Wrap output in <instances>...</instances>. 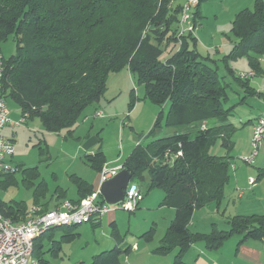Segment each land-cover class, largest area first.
<instances>
[{
    "label": "trees",
    "instance_id": "trees-1",
    "mask_svg": "<svg viewBox=\"0 0 264 264\" xmlns=\"http://www.w3.org/2000/svg\"><path fill=\"white\" fill-rule=\"evenodd\" d=\"M202 1L193 8L195 27ZM181 6L182 0H0V41L11 37L15 43L13 54L2 55L0 96L6 101L10 98L27 118L39 117L47 132L72 134L84 109L103 95L109 75L124 66L144 84L145 97L161 108L150 134L160 128L163 105H167L164 126L195 128L194 133L176 131L146 146L137 145L122 164L138 180L144 179L146 171L148 190L160 188L164 193L161 204L174 208L166 234L155 248L158 253L177 249L172 264H187L182 254L196 241L217 248L233 235H240V242L264 238V213L229 216L227 229L213 227L209 233L188 227L196 209L210 203L219 205L224 198L231 178L228 152L236 127L229 122L235 105H225L227 83L209 65V58L194 48L193 33L178 34ZM231 31L236 42L223 62L245 89L240 102L247 95L264 100V92L250 86L249 79L237 77L228 66L231 60L246 57L255 75L264 74L260 63L264 55V0H254L252 8L237 12ZM163 44L174 45L176 50L161 59L159 47ZM217 141L226 150L224 156L209 152ZM83 160L97 171L106 163L101 150L85 154ZM16 172L31 185L39 175L37 166ZM16 172L1 175L0 188L16 182ZM263 176L264 167L258 168L255 182ZM70 177L77 192V199L71 201L93 191L83 178ZM61 192L59 188L54 194L59 198ZM41 194L43 188H37L36 199ZM34 204H39L38 200ZM42 207L49 209L47 204ZM28 209L24 201L0 199V211L13 221L25 219ZM77 226L52 227L36 237L32 256L44 264L43 237L60 229L64 231L61 239L53 241L59 245L74 237ZM154 230L152 225L144 238H150ZM122 252L114 246L93 255L87 264H120Z\"/></svg>",
    "mask_w": 264,
    "mask_h": 264
},
{
    "label": "rangeland",
    "instance_id": "rangeland-1",
    "mask_svg": "<svg viewBox=\"0 0 264 264\" xmlns=\"http://www.w3.org/2000/svg\"><path fill=\"white\" fill-rule=\"evenodd\" d=\"M223 8L218 0H203L201 2V17L193 30V35L196 38V47L194 48L203 57L209 58L207 61L209 65L216 69L223 77L224 82L227 83L229 99L225 105H235L232 116L229 118V122L236 127L233 137H231L234 144L228 153L231 156V164L236 166L234 165L232 168L230 164L229 175L232 178L233 173H239L245 167L252 171L253 176L251 177L255 178L256 170L261 168L259 164L264 162V138L253 164L246 163L240 158L248 155L251 151L248 140L250 118L256 114H264V100L247 95L246 101L240 102V99L246 94L245 89L232 78L223 62L224 57L233 49L236 42L231 31L233 17H229ZM190 44L193 48V44ZM159 48L162 50L161 59L176 50L174 45L165 47L163 44ZM0 52L4 57L15 52V43L11 37L0 41ZM260 63L264 70V55L261 57ZM228 66L233 71L235 69L248 71L249 67L246 57L231 60L228 62ZM249 84L254 88H262L264 91V74L250 77ZM7 105L11 110V115L14 114L18 106L10 98L7 99ZM95 109L102 111L101 118L93 116ZM160 110V107L145 97L144 84L139 83L137 77L130 73L128 67L124 66L120 71L109 75L103 95L95 104L84 109L72 134H67L65 130L47 132L37 116L27 118L18 126L8 124L2 130L5 132L4 136L6 134L7 138H11L14 145L11 164L18 166V169L37 166L39 175L35 183L31 185L24 182L21 179V174L16 172V182L4 185L0 190V197L5 200L24 201L29 208L34 205L36 200L40 204L46 201L54 204L56 201L60 203L64 199L77 198L76 185L70 176L75 174L84 180L99 176V171L84 162L83 157L86 152L80 149L83 142L93 137H95L96 143L99 142L98 145L101 146L106 161H110L112 165H121L137 145L146 146L158 138L171 136L176 131L194 133L195 128L164 126L167 105H163L160 128L150 134ZM12 130L15 131L14 137H12ZM98 145L93 147V152L98 148ZM41 151L42 153H40ZM209 152L216 156H224L226 150L221 142L217 141L210 146ZM143 174V180H138L136 177L131 178L132 183L140 189L139 208L134 212H129L118 205L108 204L113 208L118 207L116 213L121 233H126L127 238L132 240H136L137 232L142 226L145 224L148 226L154 218H159L164 214L157 209L143 207L142 201L147 196L152 207H156L162 197L160 188L155 187L148 190L149 176L146 171ZM37 188L39 190L43 188V195H39L36 199ZM59 188L62 192L58 198L54 192ZM244 192H248L247 187ZM148 193L150 194L147 195ZM157 193L159 196L161 195L160 198L157 197ZM234 198L239 199L236 197V193L231 202ZM158 226H161V222ZM218 227L228 228L227 224L223 225L222 223H218ZM76 231L80 234L74 236L72 241L63 244L62 252L58 257L53 258L49 253H45L50 260L49 264H67L80 256H85L86 261L89 260L92 254L97 252L98 242L102 239L101 235L104 234L103 232H108V227L103 224L102 226H93L86 223L78 225ZM56 236H58L57 233ZM48 243L47 239L45 247L48 246Z\"/></svg>",
    "mask_w": 264,
    "mask_h": 264
},
{
    "label": "crops",
    "instance_id": "crops-1",
    "mask_svg": "<svg viewBox=\"0 0 264 264\" xmlns=\"http://www.w3.org/2000/svg\"><path fill=\"white\" fill-rule=\"evenodd\" d=\"M218 1L221 3V5H223L224 7L223 9L229 15V17L231 18L233 17L232 19H234L235 15L240 10L244 8H252L254 0H218ZM201 10L202 9H200V11ZM247 70H252V69L248 67ZM237 71H246V70L243 69L234 70V72ZM255 89L257 91L264 92L262 88L256 87ZM256 97L259 98L258 96ZM245 101H241V103ZM9 115L12 121H16L22 116V113L20 109L17 107L15 113L11 115V110H10ZM258 115L259 114L253 115L252 118H250L251 121L249 124V134H248L249 141H250L252 126L253 124H255L254 122ZM101 117L102 116L98 118ZM7 125H5L3 128H5ZM2 133L4 134L5 132L2 130ZM14 135H15V131L12 130V137H14ZM5 137H7L6 134ZM98 144L99 142L96 143V139L95 137H93L83 142V144L80 145L81 146L80 149L84 150L86 152L85 154L93 153L92 150L93 147ZM97 150H101L100 145H98V148L95 151ZM111 160L113 161V159ZM106 164L110 166V168L113 166H117V165H112L110 161L109 162L106 161ZM259 165H261L260 166L261 168L264 167L262 166L264 165V162H261ZM239 173L238 172L233 173L232 178H229V181L224 189V198L222 199L219 205H216L215 203H210L202 208L196 209L193 212L191 220L188 225L191 231L200 232V233H206V232L209 233L213 227L221 229L218 227V223H222L223 225L227 224L226 219L229 216L246 215L253 213L259 215L264 213V176L260 180L254 182V184L250 185L248 184V177L253 176L252 171L244 167L241 169ZM254 176H256V174H254ZM87 179L88 180L86 181L92 185L93 187L92 190L94 191L98 187L99 177L96 175L93 179L92 178L91 179L87 178ZM246 187L248 192H244ZM239 189L242 191V193H240ZM237 191L239 192L237 193ZM232 193L234 194L236 193V197L239 199L236 200L234 198V200L231 202L234 195ZM149 194L150 193H148L147 195ZM163 194L164 193L162 192V197H161V195L159 196L157 193V197L159 198L161 197V200L158 202V205L156 207H152V204H150V201L147 199L148 196L142 201L143 207H147L146 209H152V208L154 210L157 209L158 211H161L164 214L159 218L157 217L154 218L153 221H151L150 224H148V226L147 224L142 226L137 232L138 235L136 237V240L127 238L126 233L125 234L121 233L120 227L118 225L116 210L104 214L103 216H101L98 222L90 223L93 226L94 225L102 226L103 224V226L108 227V232L107 231L103 232L104 234L101 235L102 239L98 242V248H97L98 250H96L97 252L93 253L92 256L104 250L111 249L114 246H118L123 251L120 256V261H121L120 264H172L177 249H172L171 251L166 253H158L155 251V248L159 245L160 239L164 236V234H166L169 223L174 216L173 207H169L167 205L161 204L163 200ZM0 199L4 201H8L1 197ZM41 204L42 205L47 204L49 206V209H51L56 207L59 203L56 201L54 204H52L51 202L46 201ZM139 207L140 204H138L137 208ZM159 222H161V226H158ZM151 225H154L155 227L154 233L150 238L148 237L144 238L143 234L149 229ZM74 232L76 233L74 236L80 234V232L78 233L76 229L74 230ZM56 233L58 234V236H56ZM63 233L64 231L58 229L49 232L47 236L43 237L41 241V245H42L41 256L44 260V264H49L50 262V260L46 257L45 253L47 254L49 253V255L53 258L58 257L62 252L61 250L63 248L62 247L63 244L68 243L75 238V237H71L66 241H62L59 245L58 243L54 245L55 243L53 241L61 239ZM240 238H241L240 235H233L229 237L227 240H225L222 244H220V246L217 248H209L206 246V244L203 241L193 242L183 252L182 258L187 264H264V238L260 240L247 239L243 242L239 241ZM47 239L49 243L48 246L45 247V243ZM84 257L85 256H80L79 258L75 259V261L73 260V262H69L67 264H87L88 262L91 261V257L87 261L85 260Z\"/></svg>",
    "mask_w": 264,
    "mask_h": 264
},
{
    "label": "built area",
    "instance_id": "built-area-1",
    "mask_svg": "<svg viewBox=\"0 0 264 264\" xmlns=\"http://www.w3.org/2000/svg\"><path fill=\"white\" fill-rule=\"evenodd\" d=\"M199 0H182L180 16L178 21V34L185 32L193 33L196 28L193 24V8ZM235 75L241 79H249L254 76V70L237 71ZM3 74V56L0 54V86ZM10 110L7 101L0 96V176L7 173H14L17 166L11 164L10 160L14 153L12 139L7 138L2 133V128L7 124L20 125L27 118L22 116L16 121L10 118ZM94 116H102V111L96 110ZM250 134L251 151L248 155L240 159L246 163L253 164L258 154L261 141L264 138V114H260L255 119ZM181 152L178 151L177 155ZM234 168V164H231ZM123 169L122 165L110 168L106 163L99 170L98 187L79 201L64 199L56 207L43 209L42 205L34 204L28 209L25 219L13 221L10 217L3 215L0 211V264H40L38 259L32 256L34 239L45 233L52 227L61 225H80L86 223H96L104 214L116 210L118 207H110L99 195V188L105 180L113 177ZM255 178L249 177L248 183L254 184ZM1 189V188H0ZM242 193V191H240ZM122 200L114 203L120 208L133 212L136 210L140 200L139 187L128 181L127 188ZM111 205V204H110Z\"/></svg>",
    "mask_w": 264,
    "mask_h": 264
},
{
    "label": "water",
    "instance_id": "water-1",
    "mask_svg": "<svg viewBox=\"0 0 264 264\" xmlns=\"http://www.w3.org/2000/svg\"><path fill=\"white\" fill-rule=\"evenodd\" d=\"M132 174L125 168L120 169L116 175L102 182L99 192L105 202L114 204L123 199L128 181Z\"/></svg>",
    "mask_w": 264,
    "mask_h": 264
}]
</instances>
